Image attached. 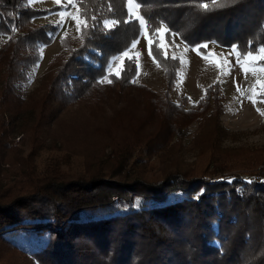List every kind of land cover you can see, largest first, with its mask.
<instances>
[{
    "label": "trees",
    "instance_id": "obj_1",
    "mask_svg": "<svg viewBox=\"0 0 264 264\" xmlns=\"http://www.w3.org/2000/svg\"><path fill=\"white\" fill-rule=\"evenodd\" d=\"M27 1L0 0V264H264V168L255 169L264 145L223 144L233 133L217 81L194 108L187 97L172 101L180 63L156 37L164 25L167 42L174 33L201 53L209 41L255 53L264 0H134L162 69L157 91L133 82V58L106 73L139 35L126 0H74L78 38H60L22 93L39 46L57 31L34 24L46 11ZM209 128L211 146L187 177L181 152ZM141 162L151 175L132 174Z\"/></svg>",
    "mask_w": 264,
    "mask_h": 264
},
{
    "label": "rangeland",
    "instance_id": "obj_2",
    "mask_svg": "<svg viewBox=\"0 0 264 264\" xmlns=\"http://www.w3.org/2000/svg\"><path fill=\"white\" fill-rule=\"evenodd\" d=\"M27 3L35 9L46 11L32 19L34 24L56 25L57 31L48 45L39 46V60L28 71L27 80L20 84L22 93H26L37 84L49 60L61 50L60 38L65 35L72 39L78 38L81 23L74 0H28ZM125 10L130 18L137 20L140 27L139 35L125 50L109 59L106 73L117 75L123 58H133L136 64L133 82L157 91L163 85L162 69L149 54V40L135 1L126 0ZM103 25L110 28L113 22L104 20ZM165 30V26L160 25L156 31L158 45L164 54L176 56L180 63L177 80L169 92L172 101L179 103L182 97H187V108H194L205 87L217 81L226 108L222 122L233 133V137L226 139L223 144L230 147L264 145V129H261L264 121V49L260 48L257 52L251 53L254 59H249V53L243 55L235 47H222L209 41L202 44L205 53H201L197 49L198 46L187 45L174 33H171V41L167 42ZM5 38V35H0V41ZM100 82H107L106 77L100 78ZM69 110L71 109L64 114ZM80 114H76L75 117L78 118ZM190 128L191 131H195L196 124H192ZM213 135V129L209 128L202 134L196 148L191 150L193 146L188 144L185 150H182V157L187 163L185 171L187 177L196 172L197 156L210 148ZM11 144H18L17 137ZM134 168L133 175L139 177L151 175L148 172L150 169L148 162L138 163ZM259 168H264V164L255 169ZM9 253H5L7 258L10 257Z\"/></svg>",
    "mask_w": 264,
    "mask_h": 264
},
{
    "label": "snow or ice",
    "instance_id": "obj_3",
    "mask_svg": "<svg viewBox=\"0 0 264 264\" xmlns=\"http://www.w3.org/2000/svg\"><path fill=\"white\" fill-rule=\"evenodd\" d=\"M149 43H151V42H149ZM125 56H127V53H125ZM248 58L249 59H254V57L251 55V53L248 54Z\"/></svg>",
    "mask_w": 264,
    "mask_h": 264
},
{
    "label": "built area",
    "instance_id": "obj_4",
    "mask_svg": "<svg viewBox=\"0 0 264 264\" xmlns=\"http://www.w3.org/2000/svg\"><path fill=\"white\" fill-rule=\"evenodd\" d=\"M3 41V39L0 41V43Z\"/></svg>",
    "mask_w": 264,
    "mask_h": 264
}]
</instances>
